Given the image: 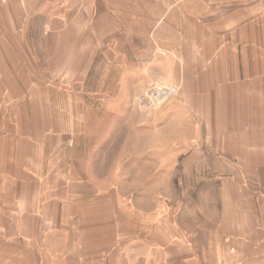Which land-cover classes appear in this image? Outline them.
Instances as JSON below:
<instances>
[{
  "label": "crops",
  "instance_id": "0c3cea01",
  "mask_svg": "<svg viewBox=\"0 0 264 264\" xmlns=\"http://www.w3.org/2000/svg\"><path fill=\"white\" fill-rule=\"evenodd\" d=\"M58 79L71 113L74 95L120 107L176 86L147 172L193 191L213 172L214 200L57 196L42 164ZM0 264H264V0H0Z\"/></svg>",
  "mask_w": 264,
  "mask_h": 264
},
{
  "label": "rangeland",
  "instance_id": "374dc122",
  "mask_svg": "<svg viewBox=\"0 0 264 264\" xmlns=\"http://www.w3.org/2000/svg\"><path fill=\"white\" fill-rule=\"evenodd\" d=\"M54 83L56 85L53 89H57H54L57 91L54 100L62 103V109L52 112L58 119V125L51 127L46 135L42 166L57 196L67 200L93 197L99 193L111 196L112 188L119 186L122 198L128 196V199L142 205L144 199L150 198L154 204L167 203L162 194L179 195L184 201L199 194L206 205L208 201L214 200L215 180L218 176L213 172L194 176L199 189L195 191L186 187L187 178L191 176L161 173L149 175L147 172L152 166H159L162 159L159 153L144 158L143 140L147 136L154 137L160 133V127L167 126L175 119L178 114L175 106L179 101L178 95L153 108L143 104L142 88L138 89L136 95H130L129 99L122 96L120 107L111 98L98 100L91 95L83 98L82 102H88L84 107L81 96L74 95L77 109L71 113L63 109V81L58 79ZM138 138H141V142L136 144ZM136 145L142 149L137 153L138 156L126 158L125 155L130 150L133 152ZM172 163L175 166L176 159L169 160L167 167H171ZM129 166H134V173H116L118 168L129 170ZM161 182L168 186L169 191L161 190ZM176 182L185 183L183 186L186 189H180L177 185L175 187Z\"/></svg>",
  "mask_w": 264,
  "mask_h": 264
},
{
  "label": "built area",
  "instance_id": "2783aa9c",
  "mask_svg": "<svg viewBox=\"0 0 264 264\" xmlns=\"http://www.w3.org/2000/svg\"><path fill=\"white\" fill-rule=\"evenodd\" d=\"M178 88L167 86L158 82H150L142 90L141 100L148 108L161 106L169 98L176 96Z\"/></svg>",
  "mask_w": 264,
  "mask_h": 264
}]
</instances>
